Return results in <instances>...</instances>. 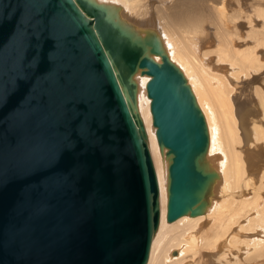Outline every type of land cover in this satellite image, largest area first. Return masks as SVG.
<instances>
[{"label":"water","instance_id":"95a60500","mask_svg":"<svg viewBox=\"0 0 264 264\" xmlns=\"http://www.w3.org/2000/svg\"><path fill=\"white\" fill-rule=\"evenodd\" d=\"M145 34L97 0H0V264H147L159 189L137 74L166 222L206 211L218 173L204 116Z\"/></svg>","mask_w":264,"mask_h":264},{"label":"bare ground","instance_id":"6f19581e","mask_svg":"<svg viewBox=\"0 0 264 264\" xmlns=\"http://www.w3.org/2000/svg\"><path fill=\"white\" fill-rule=\"evenodd\" d=\"M97 1L120 7L122 17L142 35L160 37L204 116L209 133L206 157L218 173L202 215L166 222L167 163L156 142L146 96L150 77L137 74V106L159 189V224L147 264H233L235 251L242 250L245 256L264 258V6L218 0L213 40L206 36L204 20L182 18L165 26L152 0ZM154 59L160 61L159 56ZM239 220L253 226L257 235L242 240L250 246L247 251L241 240L234 241L237 233L230 238Z\"/></svg>","mask_w":264,"mask_h":264},{"label":"rangeland","instance_id":"374dc122","mask_svg":"<svg viewBox=\"0 0 264 264\" xmlns=\"http://www.w3.org/2000/svg\"><path fill=\"white\" fill-rule=\"evenodd\" d=\"M152 1H154L153 7H155V9L158 8L157 13L160 14L159 16L160 18H162L161 22L165 26L172 27L171 25H175L179 21L188 20V19L204 20V21H207V25H208L204 29L205 32H207L206 36H209V38L211 37L214 40L215 33H214V28H212V26L215 27L216 25V15H215L214 8H215V4L218 3V0H152ZM256 1L257 0H249V2L253 5L260 4L259 6H264V0H258V2ZM152 30H154V28H152ZM234 226L232 228L233 230L230 231V238H231L232 232H234V234L237 233L235 234L236 236L235 239L237 240H234V241L239 242L241 240L240 245H242L243 249L245 248V251H247L246 249L250 248V246L249 245L246 246V242H242V240H253L254 239L253 237L257 236L253 226L248 225L247 222L243 220H239V227L238 225H234ZM259 237H261V235H259ZM239 253L235 251L234 256L236 257L232 258L233 264H261V263H264V258H258V257L253 258L252 256H245L246 254L244 253L246 252H244V250L239 251ZM238 258H240L239 259L240 261L238 260ZM235 259H237L238 262H235Z\"/></svg>","mask_w":264,"mask_h":264}]
</instances>
